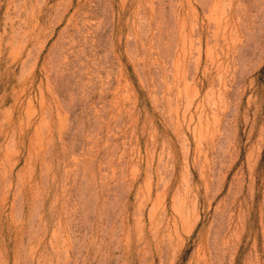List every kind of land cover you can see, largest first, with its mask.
<instances>
[{
  "label": "rangeland",
  "instance_id": "374dc122",
  "mask_svg": "<svg viewBox=\"0 0 264 264\" xmlns=\"http://www.w3.org/2000/svg\"><path fill=\"white\" fill-rule=\"evenodd\" d=\"M0 264H264V0H0Z\"/></svg>",
  "mask_w": 264,
  "mask_h": 264
}]
</instances>
